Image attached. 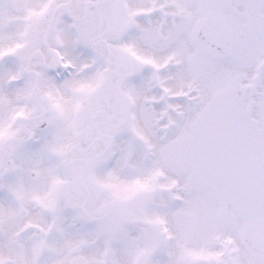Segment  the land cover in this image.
Wrapping results in <instances>:
<instances>
[{
    "label": "snow or ice",
    "instance_id": "snow-or-ice-1",
    "mask_svg": "<svg viewBox=\"0 0 264 264\" xmlns=\"http://www.w3.org/2000/svg\"><path fill=\"white\" fill-rule=\"evenodd\" d=\"M0 264H264V0H0Z\"/></svg>",
    "mask_w": 264,
    "mask_h": 264
}]
</instances>
